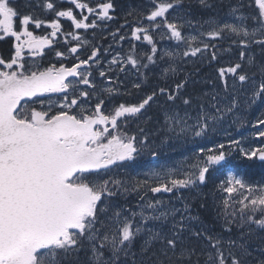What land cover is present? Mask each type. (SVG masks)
Listing matches in <instances>:
<instances>
[{
  "label": "snow or ice",
  "instance_id": "6c2138e0",
  "mask_svg": "<svg viewBox=\"0 0 264 264\" xmlns=\"http://www.w3.org/2000/svg\"><path fill=\"white\" fill-rule=\"evenodd\" d=\"M181 2L150 0L151 7L142 14L143 19L129 27L131 40L151 45V54L138 55L132 46L126 56H113L109 70L116 66L125 72L130 66L139 71L148 67L144 60L155 64L158 49L153 33L161 29L176 41L189 45L196 41V36L183 35L182 17L170 18ZM65 3L70 6L64 8ZM200 3L207 6L206 0ZM36 7L54 18L46 21L32 12L22 13L13 0H0V40L12 37L16 41L14 53L0 57V264H200L201 258L203 264H264V247L259 249L257 258L250 244L253 226L264 231V184H250L239 174L244 161L264 163V130L258 128L255 133L258 146L244 147L240 141L231 140L227 148L223 143L215 148L201 147L183 178H173L174 170L163 177L153 172L151 177L159 181L155 186L144 180L129 189L114 174V168L149 149L150 142L147 135L138 139L137 135L128 134V119L143 114L158 95L175 105L183 85H176V93L166 87L154 88L138 103L122 102L106 111L105 97L120 93L118 88L99 87L93 77L90 69L93 65L100 66V49L93 47L86 58L80 59L79 50L87 41H82L78 31H65L61 18L70 22V29H95L98 21L113 19L112 0H99L95 4L93 0H37ZM243 9H250V14L245 16ZM238 13L239 24L225 22L222 27L201 32L200 36L215 41L225 38L227 33L241 49L243 59L253 44L264 49V0H240L232 8L234 16ZM249 19L254 22L251 28L246 23ZM45 24L51 29L46 35L38 36L29 30L31 25L39 29ZM61 34L65 43L71 45L68 54L75 57L71 66L63 62L59 66L55 63L41 66L25 60V50L33 58L42 57L44 50L51 48ZM120 39L124 40L125 36ZM201 43L203 49L190 48L183 55L195 56L210 47ZM55 55L61 60L65 58L62 51H56ZM166 55L172 57L173 53ZM215 58L213 53L212 59ZM253 63L249 57L248 64ZM164 72L175 69L169 65ZM260 72L257 83L254 76L243 71L241 63H235L220 68L219 78L226 93L228 77L233 79V89L236 80L241 86L250 82V101L254 103L264 98V65ZM99 76L112 82L104 70L99 71ZM132 87L140 89L141 82H134ZM52 94L57 97L55 102ZM208 95L211 100L207 107L201 102L194 118L187 110L183 115L175 107L166 110L164 123L168 130L179 128L181 133L191 131L195 137H201L211 123L218 122L239 105L236 96L223 103L217 100V94L205 93ZM182 103L190 106L192 100L184 98ZM190 119L195 123L189 124ZM257 124L264 128V119ZM140 131L143 133V129ZM236 150L242 157L240 164L228 158ZM152 155L156 153L153 151ZM220 170L226 173V180L219 185L227 194L223 200L224 230L231 233L235 225L239 234L225 239L206 229L191 231L197 240L205 241L199 252L184 242L185 221L193 219L185 215L190 211L189 205L178 209L155 200L146 202L137 212L115 203L117 196L145 186L152 193H161L207 184L213 172ZM169 219L171 225L165 231L164 224ZM155 221L162 223L159 227L148 226ZM142 233L144 238L137 253L133 248ZM157 243L162 245L158 252L153 250Z\"/></svg>",
  "mask_w": 264,
  "mask_h": 264
},
{
  "label": "rangeland",
  "instance_id": "374dc122",
  "mask_svg": "<svg viewBox=\"0 0 264 264\" xmlns=\"http://www.w3.org/2000/svg\"><path fill=\"white\" fill-rule=\"evenodd\" d=\"M182 0L180 8L177 12H173L171 19H175L177 15L182 17L181 23L184 24L182 29L183 35L185 37L196 36V41H193L191 45L183 42L176 41L174 38H169L170 34L167 33L165 29H161L156 32L159 36L160 41L164 40V44L157 48L160 57H163V60L159 62L158 66L161 69L159 73L165 74L164 69L168 68L169 65L175 69V72H168L171 75H175L181 71L183 68H186L188 65H192L195 61H199L204 54H206V50L198 52L195 56H184L183 53L185 51H190V48L200 47L203 49V43L201 41L210 44L211 40H208L206 37L200 36L201 32H207L211 28L214 27H222L223 23H231V24H239L240 20L237 19L239 13L234 16L232 14V8L236 6L240 0H231L228 2L227 12L223 16L213 17L208 23L200 24L201 28L195 29L192 25V14L185 8ZM151 5L144 4L142 2L138 4H128L127 11H137L144 10V12H148ZM245 16H248V13L245 9L242 10ZM190 22V23H188ZM144 23H147L146 21ZM247 23V21H246ZM248 24V23H247ZM251 28L254 26L248 24ZM129 38L130 41H126L125 43L121 41L118 42L117 48H112L108 52V57L105 60L104 66H100L97 68L98 77L99 71L104 70L107 72V76L111 78V75L108 74L112 71H116L118 68L116 66L112 67V70H109V62L112 60L113 56L120 55L121 57L126 56L129 53V50H125L131 43L130 31L128 30L126 37ZM221 42L227 41L228 44H232V40L228 38L227 33H225V38L218 39ZM135 41V40H133ZM141 44H147L144 41L140 42ZM94 46L91 48L93 49ZM238 47V46H237ZM251 47H259L258 45L253 44ZM248 48L245 51L244 56V65L246 67L254 68V71L251 70V74H248L250 77L254 76L257 83L261 79L260 67L264 65V58L261 60H256L255 53L252 51V48ZM260 48V47H259ZM91 49V50H92ZM230 50V49H228ZM264 50V49H263ZM241 49L238 47V54L240 55ZM173 53L172 57L166 55V53ZM224 54V52L222 53ZM249 57L253 58L254 63L252 65L248 64ZM131 72L126 71L124 75L125 78H135L134 74H130L137 70L132 71L129 66ZM128 70V69H127ZM102 79V78H101ZM216 82L211 84V87L207 90L208 94H217V100L223 103H226L232 99L233 96H236L239 100V105L237 108L233 110L232 113H227L223 115V118L218 122L211 123L207 133L201 137H195L191 131H187L181 133L179 128L175 131H169L168 126L164 123V112L168 110L170 107H175L177 111L184 114L185 110L189 113L193 118L196 113L199 111V108H191L188 106L180 107L178 105L166 106L165 110L160 106V111L162 110V119L157 122V120L153 123V130L146 131L143 135L138 137V139H143L144 135L148 136L149 139V149H146L135 156L133 161H126L122 163V166L118 168H114V174L117 178L125 181L129 187L132 188L133 185L136 184L137 181L148 180V185L155 186L159 181H157L154 177H151V173L157 172L163 177L169 170H174L173 178H183L184 174L190 171L189 165L194 163L195 158L199 152L201 147L207 148H215L217 145L223 143L227 146L231 140L240 141L241 145L244 147H255L258 146L259 138L255 135L258 128L260 130H264L261 128L257 122L261 119H264V98H258L254 103L250 101V93H251V85L250 82L241 86L238 80L235 81V89L231 87L233 84V79L228 77L229 90L226 93L224 91V85L220 78H218ZM103 80V79H102ZM112 82L113 79L111 78ZM131 84L134 82L130 80ZM119 83H123V80ZM105 85L110 87L112 83L109 82L107 78H105ZM206 101L211 100V95L206 96ZM207 107V103L205 104ZM189 124H194L195 120L190 119L188 121ZM155 152L158 158L156 160H151L152 152ZM238 150L233 151L231 156H229V160L232 161V158L237 155ZM226 177V174H225ZM247 182V181H246ZM249 183V182H248ZM250 184H264V180H261L258 183H250ZM193 191H199L200 185L192 186ZM186 194L183 191H179L178 193L172 194V192H161V193H152L148 190V186L140 188L138 191H128L119 195L115 198V203L124 209H131L134 211H139L140 206L144 205L146 202H154L155 200H160L166 207H175L178 209H183L184 205H188ZM143 197V199H141ZM180 213H177V218H179ZM186 216H191L193 219H186V230H202L206 229L205 226L199 222L198 218L189 213L185 214ZM162 222L155 221L149 222V227L155 225L159 227ZM171 225V219H169L168 223L164 224L165 231ZM142 238H144V234H141V242ZM253 245H256V241L252 242ZM264 247V244L260 247Z\"/></svg>",
  "mask_w": 264,
  "mask_h": 264
},
{
  "label": "trees",
  "instance_id": "16d2710c",
  "mask_svg": "<svg viewBox=\"0 0 264 264\" xmlns=\"http://www.w3.org/2000/svg\"><path fill=\"white\" fill-rule=\"evenodd\" d=\"M120 1V0H117ZM128 1V4H138L140 2L144 4L150 5V0H125V3ZM231 0H206L207 6H204L200 3V0H185L183 2L184 6L188 11L192 14V25L195 29L201 28L205 23H208L211 18L223 16L227 12L228 2ZM124 3V4H125ZM119 4H122L119 2ZM248 15L251 10L246 9ZM130 14V13H129ZM142 14H146L144 10L133 11L131 13L132 17L129 20H125L127 24H132L131 26H136L137 22L143 19ZM145 22V21H144ZM254 23L252 20H247V23ZM120 24V25H119ZM203 24V25H200ZM121 22H118L111 28L109 33H107V37L111 34H119L122 28ZM125 30V29H123ZM115 35V36H116ZM114 36V37H115ZM114 37L111 38V45L117 47V42H115ZM154 42L157 48H159L162 44L165 43L164 40L160 41L159 36L154 32L153 33ZM106 38H102V41L99 42L100 45H103ZM141 41H135L132 44H129L125 47V50H129L132 46H135V50L138 55H143L144 53H151V45L141 44ZM210 47L206 50V54L199 60L195 61L192 65H188L186 68H183V71L171 75L169 73L161 74L159 71L158 64L161 62L159 60V53L155 57L157 63L151 64L147 60H144L143 63L148 64L147 68L141 67L138 71L137 77H139L141 85L144 86V90L146 86H149V91H152L151 88L153 86L157 87H166L176 93V85L182 84L183 87L179 90L178 96L179 99L176 100L175 105L180 107L186 106L182 103V99L190 98L192 100V104L188 107L198 108V105L201 102L207 103L205 93L211 87L213 82L219 80V69L220 68H228L233 66L235 63H241L242 69L247 74H251V70L254 71V68L246 67L244 65V58L241 59L238 54V47L236 44H228L227 41L221 42L220 40L212 41L209 44ZM252 51L255 53L256 60H261L264 58V50L259 47H251ZM230 49V50H228ZM224 52V54H222ZM215 53V59H212V54ZM161 59V58H160ZM162 63V62H161ZM123 72L119 71L116 78L118 79L116 83L118 84L121 81L123 76ZM126 84H131L129 79H125ZM159 99V111L157 116V122L162 119V110L160 111V106L162 109H166V106H172L169 102H166V97L158 95ZM152 125H141L137 126V129H143V132L153 130ZM126 128L131 129V126H126ZM242 162V157L238 153L232 158V163L240 164ZM225 174L222 170L214 171L212 174L211 180L207 184H201L199 191H193L192 186L187 188L173 189L172 193H176L177 191H183L187 197L188 205L190 207V212L193 216L198 218L199 222L202 226H205L206 230L213 235H222L225 239L228 237L235 238L239 234V229L233 225L231 233L226 232L225 229V217L223 214V200L227 198V194L220 190L221 181L226 180ZM240 176L245 179L249 183H258L261 180H264V163L259 161L256 162H247L244 161L241 164ZM237 195V194H234ZM231 202V201H230ZM231 211V209H229ZM199 231V230H192ZM185 239V244H189L191 246L196 247V251L199 252L202 247L205 245V241L197 240L194 236L191 235V229L186 230L183 233ZM256 241V245H253L252 242ZM141 239L138 238L133 251L139 253ZM251 248L255 251L253 252V256L259 258V248L264 244V231L255 229L253 226L252 235L250 237ZM162 247L159 243L154 245V251L158 252ZM139 260V255L137 256ZM193 261L196 260V257L193 256ZM200 264H203V258H201Z\"/></svg>",
  "mask_w": 264,
  "mask_h": 264
},
{
  "label": "flooded vegetation",
  "instance_id": "af4514ba",
  "mask_svg": "<svg viewBox=\"0 0 264 264\" xmlns=\"http://www.w3.org/2000/svg\"><path fill=\"white\" fill-rule=\"evenodd\" d=\"M14 5L22 12V13H28L32 12L36 16H38L41 19L50 20L54 18L50 13H48L46 10H41L40 8L36 7L37 0H13ZM99 0H93V4L98 3ZM114 4V9L110 12V15L113 17L111 20H104V21H98V26L95 29H88V30H75L69 28V23L66 19L61 18V23L64 27L65 31H73L79 33V35L82 38V41H87L86 44H83L81 49L79 50V57L80 59L86 58L91 53V47L94 46L95 48L100 49V66H104L105 60H106V53H108L112 47L111 44V38L114 37L113 34L110 36H106L107 33L111 30L115 24L118 22H121L122 25H124L122 28L125 30H121L119 34H115L114 37L115 42L118 40L125 43L126 41H130L129 38H125L124 40H121V36H125L129 31H131V28L127 24L125 20H129L132 15L131 13L127 11V3H125V0H112ZM122 3V4H119ZM125 3V4H124ZM70 5L65 3L63 5L64 8L69 7ZM78 11V10H77ZM138 11V10H137ZM130 13V14H129ZM120 25V24H119ZM133 27V26H132ZM29 30L33 31L36 35H46L48 32L51 31V29H48L45 25H42L41 28L36 29L34 25H31ZM102 38H106L103 45H100L99 42L102 41ZM68 40H71V37L67 38ZM135 41L131 40V44ZM16 41L12 37H5L4 39L0 40V57H8L10 54L14 53V45ZM76 42L73 41L72 45H74ZM118 43V42H117ZM110 44V45H108ZM71 46L69 44L65 43V37L63 34H61L56 41H54L51 48H46L44 50V55L42 57H31V55L25 50V60L28 63H35L39 64L41 66H48L49 64H57L59 66L60 62L65 63L68 66H71V64L74 62L75 57L70 56L67 52V48ZM56 51H62L65 53V58L61 60V58L56 57L55 52ZM100 66L93 65L92 69H90L93 73V77L95 78L96 83L99 87H108L105 85V81L102 79H99L97 77L96 73H98L97 68ZM113 88H118L119 93L118 95L113 96L112 98L105 97V110H110L114 108L119 103H138L146 94H150L151 91L148 92L150 89L149 86H146L144 90V86L141 85L140 89H135L132 87V84H126L125 82L122 84H117L113 86ZM156 88L153 86L151 90ZM131 93V94H128ZM56 95L52 94V100L55 102ZM159 97H156L155 103L150 104V106L146 107V110H144L143 114H138L137 117H130L126 123V126H131L132 129H134L135 126H139V124H145V125H153L154 121L157 119L158 111H159ZM39 107L38 105H36ZM129 135H137V137L141 136L140 130L134 129L131 131V129L126 128Z\"/></svg>",
  "mask_w": 264,
  "mask_h": 264
}]
</instances>
